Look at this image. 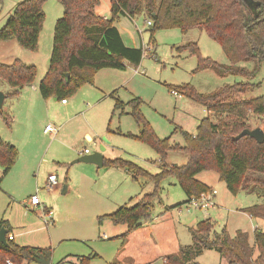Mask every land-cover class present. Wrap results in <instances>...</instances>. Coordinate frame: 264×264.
<instances>
[{"label":"rangeland","instance_id":"374dc122","mask_svg":"<svg viewBox=\"0 0 264 264\" xmlns=\"http://www.w3.org/2000/svg\"><path fill=\"white\" fill-rule=\"evenodd\" d=\"M19 1L22 0H1L0 28ZM110 8V0H100L94 11L96 15L110 18ZM43 10L45 19L36 51L21 47L14 38L0 41V63L8 64L20 59L37 69L33 83L21 90L17 97L4 98L0 108L11 119L10 123H6L0 114V135L17 149L14 165L0 182V220H6L11 230L21 235L20 242V238L15 239L17 243L51 247L53 262L66 255L67 260L71 257V261H77L78 255L97 252L100 257L92 264H105L114 259L130 264L153 263L147 261L144 255V251L151 248V245L143 244L146 227H137L120 247L121 236L127 226L114 225L109 219L99 224L97 217L115 211L124 203H135L137 198L153 191L154 182L143 176L134 180L130 172L120 167H98L94 163L75 160L88 154H79L85 148L92 153L103 144L107 147L102 153L104 159L122 158L134 162L150 174H157L161 170L159 156L147 143L135 137L140 132V126L129 113V105L114 109L115 100L111 96L107 104L101 103L86 111L92 94L98 90L94 83L84 84L74 95L66 97L68 104H63L54 96H41L38 85L48 69L53 29L56 19L63 14V6L58 0H46ZM130 20L132 30L140 39V47L143 43V56L138 65L129 63L124 70L110 69L117 74L119 83L130 80L123 86L117 84L112 92L124 103L140 99V112L157 136H171L170 141L182 146L184 140L180 129L194 133L203 117H209L214 123L226 118L225 115L208 112L187 96L173 95L167 85L189 83L198 92L208 93L224 84L259 83V87L250 86L239 96H264V61L250 78L232 74L220 77L211 69L193 72L197 58L188 51L177 50V46L189 41L196 42L201 57L221 64L230 63L220 44L204 30L193 28L181 32L179 28H170L151 33L145 13ZM147 45L151 46L150 50L146 49ZM238 65L251 70L255 63L242 61ZM0 91L7 93L10 86L0 81ZM48 124L58 128L56 134L43 132ZM248 125L250 129H264L263 120L252 113L248 116ZM86 135L93 141H88ZM186 160V154L180 150H170L166 156L168 164L181 165ZM22 170L24 174H21ZM49 173L57 177V185L52 190L44 187ZM195 177L211 187L215 205L204 209L191 206L176 177H163L151 201V214H161L162 222L152 227V239L162 242L156 254L176 251L177 243L190 245L191 228L204 219H210L213 224L211 237L214 232L226 227L232 236L237 230L247 232L253 244V230L264 231V220L251 217L243 209L264 202V187L254 184L232 194L216 171L204 170ZM65 184L69 188L63 192ZM36 189H39L41 202L52 210V222L48 225L44 223L39 208H30L23 203ZM165 209L168 211L165 212ZM195 261L199 264H228L214 249L204 250ZM162 262L160 258L159 263Z\"/></svg>","mask_w":264,"mask_h":264},{"label":"trees","instance_id":"16d2710c","mask_svg":"<svg viewBox=\"0 0 264 264\" xmlns=\"http://www.w3.org/2000/svg\"><path fill=\"white\" fill-rule=\"evenodd\" d=\"M46 0H22L14 7L5 24L0 28V41L16 39L18 44L30 51L38 49L39 36L45 19L43 4ZM63 6V14L55 21L52 49L48 69L38 85L43 98L54 96L65 99L72 96L84 84H92L95 74L103 68L124 70L126 63L138 65L143 56V47H129L114 25L120 16L134 18L145 13L150 21V32L158 29L179 28L186 32L193 28L204 30L210 38L218 42L229 60V64L218 63L208 57L203 58L194 41L177 46L178 51H188L197 58L193 72L211 69L220 77L240 75L250 78L255 75L264 61V0H252L250 8L245 0H110V18L95 14V6L100 0H58ZM1 2V0H0ZM242 61H253L249 70L238 65ZM36 66L20 59L11 63H0V81L10 86L4 98H15L21 90L33 83ZM259 83L235 82L224 84L217 89L200 93L189 83L167 85L180 95L201 104L208 112L225 115L214 123L209 117L198 122L195 132L180 129L184 145L170 141L171 136L159 137L140 112V99L122 102L114 98V109L129 105V113L140 126L135 137L147 143L159 156L161 170L150 174L132 161L122 158L103 159V165L123 168L132 178L143 176L154 182L151 193L145 194L133 204L124 203L115 211L97 217L100 224L109 219L114 225L125 224L126 232L121 236V244L140 226V221L149 217L151 201L156 195L160 180L168 175L176 177L187 196L192 197L210 192L211 187L196 179L204 170H213L224 181L227 189L236 194L239 189L258 184L264 187V141L257 142L250 136L234 139L242 129L250 128V113L264 122V96L241 98L250 86ZM6 123L10 117L0 111ZM170 150H180L187 156L184 164H168L166 156ZM17 158V149L0 135V166L2 178L10 171ZM263 175L255 177L252 174ZM130 201H132L130 199ZM175 207H178L175 206ZM168 209H165V212ZM251 217L264 220V202L243 209ZM7 229V245L0 242V264H21L34 262L51 264L52 248L19 245L8 237L11 228L6 220H0V227ZM213 224L204 219L191 228L192 243L176 244V251L166 254L161 264H199L195 258L206 249L216 250L228 264H264V231L253 230V244L249 234L237 230L232 236L226 227L210 236ZM256 252V255H255ZM96 253L80 256L76 264H90ZM117 257V256H116ZM115 257V258H116ZM75 264V263H73ZM108 264L122 263L116 259ZM133 264V263H132ZM143 264H153L151 262Z\"/></svg>","mask_w":264,"mask_h":264},{"label":"crops","instance_id":"0c3cea01","mask_svg":"<svg viewBox=\"0 0 264 264\" xmlns=\"http://www.w3.org/2000/svg\"><path fill=\"white\" fill-rule=\"evenodd\" d=\"M130 19H132V18H130ZM130 19H129L128 16H121V18L119 19V21L116 22V23H114V25L118 29V31H119V33H120V35H121V37H122L123 42L125 43V45H127L129 47L137 48V47H140V44H139V40L140 39L139 40L137 39V35L132 30V23H131V20ZM142 46H143V43H142ZM128 65H129V63H126V68H127ZM110 69L111 68H103V69H100V70H98L96 72V75H95V78H94V82L93 83L95 85H97V89L98 90H96L95 94H92V97L93 98H91L89 100L91 103L86 108V111H90L91 109L96 108L101 103L107 104L110 101L109 100L110 97H111L110 93L115 88V86H118L117 84H120V86H123V85L127 84L130 81V80H128V81L125 80V81H120V83H119L118 79L116 78L117 74H115V72H110ZM181 96H179V97H181ZM61 102H62V100H61ZM62 103L63 104H68V101H65V102H62ZM43 132H44V129H43ZM86 137H87V140L88 141H93L92 137H90L89 135H86ZM100 146L103 147V150L101 151V154H102L107 149V147H105L103 144H101ZM85 149H87V148H85ZM84 150L82 152H80L79 154H84V153H88L89 154L90 151L85 152ZM102 159H104V155H102ZM98 167H100V166H98ZM2 170L3 169L0 166V177L2 175ZM21 174H24V171L23 170H22ZM50 174L51 173H49L48 175H50ZM48 175H47V177H48ZM47 177H46V181H47ZM23 179H24V176L22 175V182H23ZM63 188H65V191H67L68 188H69V186L65 184L63 186ZM56 189H58V186H56ZM27 200H25L24 202L22 201L24 203V205H26V201ZM160 215L153 216L150 213L149 217H147V218L143 219L142 221H140V226H139V227H146L147 228V231L143 235V244L145 243V244L151 245V248L146 249L144 251V255L146 256L147 261H152L153 264H160L159 263L160 258H162L163 256L166 255V254H161V255L160 254L159 255L156 254L157 253V247L161 246L162 245V242H161V240L155 241V240L152 239V233H153L152 227L154 225H161V223H162L161 220H160ZM173 229H174V227H173ZM174 231H175V229H174ZM8 237L13 238L14 241L18 237V238H20L19 239V242L21 241V235L19 236V235L15 234L12 230L8 234ZM15 242L17 243V241H15ZM17 244H19V245H25V244H21V243H17ZM134 245L137 246V244H134ZM119 246L121 247V240H120ZM35 247H39V246H35ZM96 254H97V257L96 258H93L91 260L90 264H92L94 260H97V258L100 257V255L97 252H96ZM80 256H83V255H78V257H80ZM67 259H68L67 255H66V257H63L62 259H59L57 262H55V261L53 262V258H52L51 264H68V262H70L71 264H73V263L76 264L78 262V261H71L70 260L71 257H70L69 260H67ZM105 264H108V262L105 263Z\"/></svg>","mask_w":264,"mask_h":264},{"label":"built area","instance_id":"2783aa9c","mask_svg":"<svg viewBox=\"0 0 264 264\" xmlns=\"http://www.w3.org/2000/svg\"><path fill=\"white\" fill-rule=\"evenodd\" d=\"M147 24L150 25L151 22L147 21ZM150 48L151 46L147 45L146 49L150 50ZM170 92L173 95L181 96L176 90H171ZM65 101H66L65 99L62 100V102H65ZM57 131H58V128L52 126L51 124L46 125L44 128L45 133L56 134ZM84 151L87 152L88 150L85 149ZM55 185H57V177L54 174L48 175L47 181L44 187L47 190H52ZM38 191L39 189H36V192L30 195V197L26 201V205L30 208H39L41 210L42 219L44 223L48 225L50 222H52V210L48 208L47 206H45L43 202H41L40 197L38 195ZM188 204H190L193 207L200 208V209H204V208L215 205V203L213 202V194L211 191L202 193L199 197H196V198L192 197L189 200ZM7 263L12 264L10 261H7Z\"/></svg>","mask_w":264,"mask_h":264},{"label":"water","instance_id":"95a60500","mask_svg":"<svg viewBox=\"0 0 264 264\" xmlns=\"http://www.w3.org/2000/svg\"><path fill=\"white\" fill-rule=\"evenodd\" d=\"M245 3L250 8H253L255 5L252 0H245ZM3 100H4V94L0 91V108L2 107ZM242 136H250L254 138L257 142H263L264 141V129H262L261 127H255L252 129L244 128L236 136H234V139H238ZM102 150H103V147L100 146V148L97 151H94L89 154H84L83 156L77 158L75 162L83 161V162H88V163H94L98 166H102L103 164V159H102V154H101ZM63 192H65V188ZM6 232H7V229L4 226H1L0 227V242L4 243L5 245H7Z\"/></svg>","mask_w":264,"mask_h":264}]
</instances>
